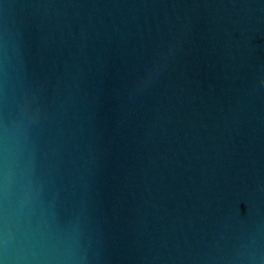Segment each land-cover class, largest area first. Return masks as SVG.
<instances>
[{"label": "water", "instance_id": "obj_1", "mask_svg": "<svg viewBox=\"0 0 264 264\" xmlns=\"http://www.w3.org/2000/svg\"><path fill=\"white\" fill-rule=\"evenodd\" d=\"M0 264H264V0H0Z\"/></svg>", "mask_w": 264, "mask_h": 264}]
</instances>
